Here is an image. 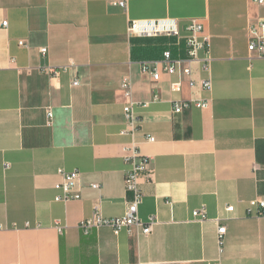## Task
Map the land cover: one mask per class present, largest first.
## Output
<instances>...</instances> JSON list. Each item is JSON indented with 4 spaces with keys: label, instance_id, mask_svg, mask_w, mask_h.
<instances>
[{
    "label": "crops",
    "instance_id": "obj_1",
    "mask_svg": "<svg viewBox=\"0 0 264 264\" xmlns=\"http://www.w3.org/2000/svg\"><path fill=\"white\" fill-rule=\"evenodd\" d=\"M119 1L0 0V264H264V216L247 213L249 201L264 200V58L247 50L264 4L126 0L123 10ZM163 19L178 22L179 41L127 33L130 21ZM192 20L210 40L212 89L201 88L205 75L193 65L197 85L184 77L174 94L175 76L153 83L140 65L166 48L185 59ZM70 62L56 77L47 72ZM190 100L207 106L172 112L174 101ZM126 104L142 120L136 141L152 171L140 182L139 217L158 225L148 236L84 234L79 224L95 209L120 218L130 198ZM59 171L79 172L80 200L54 201ZM202 207L207 219L195 222ZM217 222L226 228L221 251Z\"/></svg>",
    "mask_w": 264,
    "mask_h": 264
},
{
    "label": "built area",
    "instance_id": "obj_2",
    "mask_svg": "<svg viewBox=\"0 0 264 264\" xmlns=\"http://www.w3.org/2000/svg\"><path fill=\"white\" fill-rule=\"evenodd\" d=\"M258 4H264V0H254ZM118 7L123 10L127 9V1L122 0L117 3ZM3 27L7 26V23L2 24ZM129 36L135 37H174L178 41L181 39V32L178 26V22L174 19L163 20H135L130 21L127 28ZM248 44L247 50L251 55V59L264 58V20L251 24L247 28ZM183 42L185 47V59L174 57L172 50L166 48L162 51L161 57L158 60L142 62L140 70L143 75L150 77L153 83H157L161 80L163 75L175 76L176 81L170 84V91L174 94H179L182 91V79L187 77L189 87H194L197 83L191 79L192 66L197 65L201 73L205 75V78L199 81V85L203 90L210 91L212 89L211 81V69H212V57L210 54V40L204 35V26L197 20L190 21L185 28V35H183ZM20 46L26 47L23 42H19ZM42 54L46 53L45 49H41ZM73 63L58 68L48 69L47 72L56 77L60 73L66 72L73 67ZM1 68V66H0ZM73 85H77V82ZM125 92H128V85L123 83L121 85ZM158 98L154 97L153 101H157ZM147 104H143L142 107L146 108ZM207 106V102L204 101H174L172 104V112L174 114H181L183 111L190 109L191 107L202 109ZM123 114L126 118L127 128L120 132V135L130 138L128 145L123 148V163L126 166L124 172V189L130 194V198L126 203L125 212L120 218L107 219L104 218L98 209H95L93 214L82 221L79 224L80 230L84 234H88L91 230L99 228H109L113 234L117 236L121 232H126L128 235H142L148 236L152 233L153 228L158 225L157 218L150 216L147 220H142L139 217V207L142 204L143 194L140 189V182L150 181L152 177V171L149 168V158L144 156L136 141V135L139 132V127L142 120L133 111L132 104H126L123 107ZM53 114L51 110L47 111V125L52 123ZM145 140L149 143L154 142V138L151 136H145ZM59 175L62 177V181L54 186V189L60 192V195L56 196L54 201L60 203H67L69 201L80 200L81 195L78 191L80 174L77 171L64 172L59 171ZM90 188L98 190L99 185L91 184ZM234 208L232 206L227 207V212H232ZM247 213L249 215H255L258 217L264 216V200L254 199L247 204ZM195 222L202 223L206 221L207 215L204 207L196 210L192 214ZM217 242L220 251L224 245V236L226 234V228L217 222Z\"/></svg>",
    "mask_w": 264,
    "mask_h": 264
}]
</instances>
